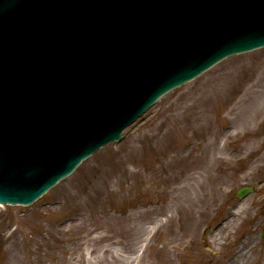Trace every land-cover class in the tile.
Masks as SVG:
<instances>
[{
    "label": "rangeland",
    "instance_id": "rangeland-1",
    "mask_svg": "<svg viewBox=\"0 0 264 264\" xmlns=\"http://www.w3.org/2000/svg\"><path fill=\"white\" fill-rule=\"evenodd\" d=\"M261 59L222 60L32 205L1 206L0 264H264V113L242 124L262 110L242 101ZM197 175V201L177 199Z\"/></svg>",
    "mask_w": 264,
    "mask_h": 264
},
{
    "label": "water",
    "instance_id": "water-1",
    "mask_svg": "<svg viewBox=\"0 0 264 264\" xmlns=\"http://www.w3.org/2000/svg\"><path fill=\"white\" fill-rule=\"evenodd\" d=\"M245 1L168 0L165 6L169 9V15L161 11L156 18L158 22L166 24L164 28L156 22L136 31H128V24H125L126 30L118 26L108 38L111 45L118 44L117 50L111 46L108 47L111 49L97 46L92 52L93 60L89 62V67L93 70L95 85L108 76L124 71L136 72L132 83L120 85L111 98L89 110L86 116L96 121L89 125L93 127L91 136L87 137L71 126H61L36 139L1 138L0 167L4 171L0 172V203L30 204L69 175L95 149L118 140L121 130L162 94L191 80L231 54L264 46V34L247 40L249 32L241 34V26L238 38L229 35L234 13L243 6H251V3L243 4ZM130 2L127 0L126 4L130 5ZM241 12L240 22L250 26L245 10L241 9ZM262 20L264 22V17ZM163 43L185 47L192 45L181 53L173 51L174 57L167 60L158 58L157 65L154 62L150 67L147 63L150 57L165 54ZM172 47L173 50L175 46ZM145 76L149 78L143 80ZM81 86L85 88V93L92 90L88 83ZM124 88L132 89L128 91L129 95L121 93ZM146 94L148 96L145 98ZM99 119L106 121L107 126L97 130L98 122L102 121ZM59 139L64 141L62 146L55 145ZM249 190L243 188L237 195L241 197Z\"/></svg>",
    "mask_w": 264,
    "mask_h": 264
},
{
    "label": "bare ground",
    "instance_id": "bare-ground-1",
    "mask_svg": "<svg viewBox=\"0 0 264 264\" xmlns=\"http://www.w3.org/2000/svg\"><path fill=\"white\" fill-rule=\"evenodd\" d=\"M127 2V0H113V3L115 5H123ZM128 6L130 7V5L128 4ZM117 11H120V8L117 9ZM82 22L84 24L87 25V27L89 28L88 22L85 18H81ZM98 28H101V26L96 27L94 30L90 31L91 32V36L95 37L100 35L98 33ZM90 30V28H89ZM256 70V75L255 78L251 81L250 84H248V80L242 81L243 86L245 87V94H244V98L242 99L244 107H256V106H260L261 102H263V106H262V110L260 111H255L253 112V114L251 115H247L248 112L246 113V117H244V120L242 121L243 125H247L250 121H253L255 119V117L259 114V113H264V59H261L257 64H255L254 66H252V69ZM235 71V70H234ZM234 72H229L228 74H233ZM234 77V75H233ZM149 76H145L144 78H142L143 80L148 79ZM223 78V76H222ZM221 78V80H222ZM226 78H224L225 80ZM223 80V81H224ZM148 95H145V98ZM262 116V115H261ZM204 177H202L201 175H197L195 177H192L188 180V182L186 184H184L180 189H179V196L177 197V199H181L184 198L185 200L189 201V202H195V200L197 201L196 198H198L197 196H191V190L194 186H200L201 183H203ZM1 207V206H0ZM244 253L243 251H241L240 256H243ZM234 262V261H233ZM229 263V264H233Z\"/></svg>",
    "mask_w": 264,
    "mask_h": 264
}]
</instances>
